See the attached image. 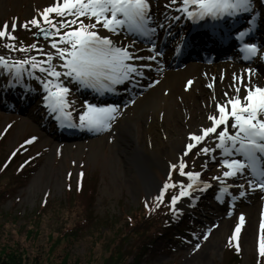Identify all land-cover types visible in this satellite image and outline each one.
Here are the masks:
<instances>
[{
    "label": "rangeland",
    "instance_id": "obj_1",
    "mask_svg": "<svg viewBox=\"0 0 264 264\" xmlns=\"http://www.w3.org/2000/svg\"><path fill=\"white\" fill-rule=\"evenodd\" d=\"M52 3L53 0H0V27L7 21L11 28L13 20H16L17 27L13 35L16 37L14 43L19 49L21 44L24 45L32 39L33 34L37 32L33 26L25 28L21 25L25 21L31 20L33 16L39 18V13ZM151 3L152 16L157 19L161 17L158 12L163 10H165V14L169 13L166 19L169 18V15L172 17L179 15V12L173 10V6L165 7L167 0H153ZM256 6L258 5L256 4ZM51 15L55 16V14ZM56 19L60 18L56 17ZM88 22L85 19V23ZM72 27H76V25ZM96 30L101 35L112 36L118 45H127L115 33H109L99 26ZM61 31H66V29ZM163 33L161 34L163 35ZM55 38L58 39V37ZM5 42V40H0L2 45ZM37 45H42L44 52L55 51L47 39H38ZM146 47L144 44H138L135 45L133 51L137 56L146 58L150 55L146 51ZM0 55L23 59L25 55H36V52L33 50L24 54H16L15 51L9 53L8 49L1 48ZM144 61L145 59L137 60L135 63L139 66ZM53 63L57 66V70L63 71L59 68L61 63L59 59L54 58ZM214 66H218V64ZM195 67V64L189 65L184 71L190 75V70H194ZM219 70L221 72L220 67ZM167 71L169 73L165 72L163 75L174 74L178 77L176 72L169 69ZM234 71L229 69V75ZM5 74L8 73L0 69V78ZM35 76L39 75L35 73L30 77L25 74L22 77L28 80L29 88L26 93L32 97L30 107H28L29 105L25 106V109L20 111L16 99L11 100L5 96V109L0 100V166L11 162L6 169L8 173L5 171L1 176L6 177L8 182L9 177L7 176L13 175L14 170L20 171L12 197L0 206V214L1 211L3 213L11 212L7 214L9 216L0 220L2 225L1 250L4 249L7 253L15 251L21 254L25 264H102L103 260L113 252V246L118 243V237L122 233L126 217L139 213L142 204H152L164 183H169V177L172 180L171 184L178 180H187L186 177L179 175L178 168L171 167L173 163L178 165L182 159L186 162L185 171L201 173L198 178L199 188H203L202 182H207L211 187L202 192L194 191L192 197L195 199L183 197L177 202L176 207L181 209L180 212L189 211L193 207L195 218L190 228L192 232L189 235H187L188 233L186 235L178 234V241L170 253H159L151 260L146 254L140 264H146V259L151 264H221L227 256L233 258V264H264V258L258 257L257 254L259 226L261 220L264 219V199L262 197L261 201L254 202V204L242 205L235 210L230 209L229 206H233L232 201L236 199L243 200L242 203L252 201L259 193L248 187L246 181L250 180V175L245 172V181H242L244 179L234 180L232 177L233 180L228 181V178H224L228 186V193L221 195L219 191L221 185L213 179L226 170L222 166L220 158L224 154L222 150L215 147L218 140L206 137L200 145L184 155L186 145L190 142L189 134H198V130L192 129V126L195 127L194 123H190L188 116H184L181 96L173 100L178 109L182 110L179 112L182 128L180 133L176 129L168 128V130L163 127L165 117L162 116V113L158 114L155 111H148L147 115L143 113V108L148 101L154 100L157 105L156 98H159V91L163 86L160 81L153 90L152 88L149 90L150 85H146L147 93L140 94L136 101H130L129 104L126 102L122 105L118 104L119 108L115 119L110 122L111 127L99 130L100 135L67 140L63 137L49 135L44 128L43 125L50 119L48 116L51 112L45 111L46 109L43 108L42 97L46 95V92ZM153 77H157V74ZM181 80L183 82L184 78ZM63 82L71 89L68 99L74 104L69 110L72 119L79 124V113L83 110L85 102H90L87 98L78 96L80 87H76L77 82L68 80ZM25 83L16 90L19 96L23 94ZM209 83L201 86V89L206 93V98L203 97L198 101L199 104L202 103V107L199 105L198 108L197 106L201 111L208 109V107L206 108L207 103L213 96L208 87ZM211 83L213 84L214 81ZM9 86L5 85V88ZM194 90L193 94L196 92ZM179 91L187 93L186 85H182ZM1 92H3V88L0 81ZM219 94L221 96V93ZM244 94V89L241 86L240 95ZM164 102L165 108L172 104V101L167 98ZM216 102L212 105L213 108H215ZM9 103H11L10 107ZM93 104L107 105L105 102H93ZM208 115L210 114H204L205 122ZM124 118L131 121L134 126L137 147L148 158L154 156L164 160L171 149L175 153L171 162L168 160L164 165L153 163L149 166V173L153 179L152 186L139 178L137 171L131 166L126 156L129 152L128 150L126 152L125 149L128 148L130 140L122 142L118 128L116 129L118 122ZM32 137L36 139L30 144H25V141ZM22 145L23 148H21ZM202 146H208L213 151L207 155H198L199 148ZM13 152L16 153L14 156ZM169 173H171L170 176ZM240 184L244 185L243 189L239 188ZM179 187V184H176L169 197L164 198L165 203L170 202L171 196L178 195ZM81 188L82 190L85 188V198L76 194ZM170 190L171 187L165 190L167 195ZM240 191L245 192L243 197L239 195ZM217 195L222 199H216ZM233 197L235 198L233 199ZM193 201L198 203L199 209L193 206ZM43 206L46 207L43 209L41 219L37 221L38 232L37 234L31 233L28 231L25 219L38 213ZM222 206L224 208L219 210ZM247 206H251L250 213L245 211ZM180 212L163 216L160 219V228L161 226L165 227L166 221ZM241 215L244 216V224L239 233L240 251L237 252V241L229 243V238L232 236L236 224L239 223ZM77 227H80V236L76 241L55 243L54 239L63 228L74 230ZM125 231L126 229H123V232ZM5 241L7 242L5 243ZM196 244H200L198 249ZM132 261L133 255L127 258L125 264H130Z\"/></svg>",
    "mask_w": 264,
    "mask_h": 264
},
{
    "label": "snow or ice",
    "instance_id": "obj_2",
    "mask_svg": "<svg viewBox=\"0 0 264 264\" xmlns=\"http://www.w3.org/2000/svg\"><path fill=\"white\" fill-rule=\"evenodd\" d=\"M264 6V0H260ZM256 0H167L165 7L173 6L175 12L183 13L189 20H203L210 18L219 20L223 18L236 17L239 14H251L255 12ZM51 14H55L53 17ZM59 17L60 19H56ZM89 22L85 23V19ZM174 19L179 20L177 16ZM256 21L255 15L248 20L249 26ZM153 22L152 6L150 0H53V3L45 7L39 13V18L33 16L31 20L25 21L21 26L29 28L33 26L37 29L34 36H43L48 40L54 52H44L43 46L36 43L23 45L17 48L13 35L17 27L14 19L11 28L5 21L0 27V40H5L3 47L14 51L30 52L35 50L36 55H25L23 59H13L10 55H0V69L8 73L12 79L9 84L20 83L22 77L27 74L34 76L36 72L44 74L35 76L43 86L46 95L42 97L44 106L49 112L54 113L57 120L61 123L68 122L69 126L88 128L90 130H102L111 127V121L115 119L119 105L107 104L98 106L85 102L83 110L79 113L78 125L71 124V112L69 108L73 107L74 102L68 99L71 89L63 82L75 81L81 87H91L100 90L115 91V85L124 84L126 81L135 82L136 74L143 75L141 68H151L150 64L137 65L135 61L147 59L155 60L157 56L162 55L156 49L155 42H152L151 52L155 55H149L146 58L137 56L133 51L135 45L127 46L117 44L112 36L101 35L96 29L102 27L109 33L119 35L125 29L139 37H145L149 40L156 32L152 27ZM76 25V27H72ZM66 29V31H61ZM252 28L239 31L237 38L243 40ZM55 37H58L56 39ZM64 45V46H61ZM242 51L247 57H255L258 54V46L255 43H244ZM264 57V53H260ZM37 56L43 58L38 59ZM54 58L59 59L61 63L57 66L53 63ZM247 78L237 77L233 74V79L238 83L233 87L234 94L224 93L222 102L215 103V112L207 117L210 122L203 125L198 133L189 134V143L186 145L184 155L200 145L206 137L218 140L215 147L222 150L225 158L222 160V166L226 169L220 176L213 177L221 185L220 193L228 191V186L224 178L238 177L246 179L245 172H250L253 179L247 180L249 185H254L264 189V86L252 83L251 69ZM63 78V79H62ZM191 85L192 81L189 80ZM14 86V84H13ZM241 86L244 89V95L241 96ZM212 87L211 84L208 85ZM74 110V108H73ZM222 126V127H221ZM230 128L234 131H230ZM218 129H220L218 131ZM210 134H216L215 137ZM35 137L26 140L25 144H30ZM23 148V145L21 146ZM213 151L208 146L199 148L198 155H207ZM16 153L13 152V156ZM243 157L233 158L235 156ZM22 167V166H21ZM173 169L179 171V175L186 177L187 180H178L174 184L165 182L159 194L155 197L157 201H162L165 190L169 187H175L179 184L178 195L171 196L170 210L174 213L180 212L177 208V202L183 197H192L194 191H204L211 187L207 182L203 183V188L198 187V178L201 173L198 171H185L186 162L180 160L179 164L173 163ZM171 173H169V176ZM240 184L239 188L243 189ZM239 195L243 197L244 191ZM195 199V197H192ZM235 197H233L234 199ZM216 199H222L217 195ZM230 214V213H229ZM244 224V216L239 217V223L236 224L229 243L237 241L236 251H240L239 233ZM260 234L258 239L257 254L264 258V219L260 222ZM206 238V237H205ZM200 244H196L198 249Z\"/></svg>",
    "mask_w": 264,
    "mask_h": 264
},
{
    "label": "bare ground",
    "instance_id": "obj_3",
    "mask_svg": "<svg viewBox=\"0 0 264 264\" xmlns=\"http://www.w3.org/2000/svg\"><path fill=\"white\" fill-rule=\"evenodd\" d=\"M152 5V3H151ZM158 15H161L160 19L157 21V24L160 25L164 22L167 14H165V11H159ZM169 22V20H168ZM169 24V23H167ZM179 24H177L176 26L172 27V31L170 33V38L173 40H177V39H181V41L179 42V49L177 50L176 53L170 54V56L175 59L178 63L185 57L187 56L186 53V49H185V43L187 41V38L182 34H178V32H182L183 29L185 28V23L181 24L180 26H178ZM170 25H164L162 28V33L164 31H167V29L169 28ZM159 30V29H157ZM160 33V32H159ZM157 32H155L151 37H156ZM263 38L264 41V34L261 36ZM210 42V41H208ZM161 46H163V40L161 42ZM264 49V48H263ZM264 53V51H263ZM198 58H203L201 56H198ZM214 56L212 55V59L213 60ZM167 61V60H166ZM209 61V60H208ZM205 61V62H208ZM254 62H251V67H245L242 65L241 62L235 63V62H228L227 60H225L222 63H218V66H214V64H207V65H200L198 66V68L195 70L196 73H198V75L194 72V70L192 71L195 75H194V79H187L186 77H184V80L182 82L181 78H183L184 74L181 73L182 77L178 75V77L176 75H171V74H166L164 76V80L162 81L163 86L162 89L159 91V98H156L157 101V105L155 104L154 100H150V102L148 101L147 104L144 106L143 108V113L144 115H147V112H158L162 113V116L165 117V122L163 127L165 129L168 128H172V129H176V131H178V133L181 132L182 128L180 125V117L179 116V112H182L181 109H178V106L176 105V102H174L173 100L177 99L179 96L182 97L181 101H182V107H183V113L184 116H188L190 123H194L195 127H191L192 129H197L199 130L201 128V126L203 125H208L210 122L207 120L206 122L204 121V114H214L215 112V108H213V104L216 101H223L224 99H226V97H224V93L228 92L230 95L234 94V90L233 87L230 86H234L236 85L237 81L233 79V74H236L237 77L239 76H244L245 78H247L248 76V72L246 70L251 69V76H252V83L253 84H259L261 86H264V57L260 59H258L257 62H255L254 64H252ZM241 66V67H238ZM219 67L221 69V72H219ZM153 67L151 66V68H141L140 71H142L143 73L146 72L147 74H149L152 71ZM235 70L233 74L229 75L230 73L228 72V70ZM224 72V73H223ZM139 75V74H138ZM140 77L144 78L145 77V73L143 75H139ZM190 78V77H188ZM191 80L192 84L189 85L188 81ZM211 81H214L213 84H211ZM212 85L211 87V93H213L212 99L211 101L207 103L206 108L208 107V109L206 110H199V105L201 106V104H199V100H201V98L203 99V97L206 98V93L201 89V86L209 83ZM158 85V84H157ZM156 85V86H157ZM182 85H186L187 88V93H183L185 92L184 90H182L183 92L179 91V88ZM155 86V87H156ZM154 87V88H155ZM153 88V89H154ZM193 89H195L194 91H196L194 94L192 93ZM221 93V96L220 94ZM176 94V95H175ZM114 95V94H113ZM175 95V96H174ZM166 98L168 100L172 101V104L167 106V108H165V102L164 100H166ZM207 102V101H206ZM198 106V108H197ZM171 107V108H169ZM202 107V106H201ZM43 108L47 109L44 104H43ZM213 111V113H212ZM204 113V114H203ZM222 127V126H221ZM118 128V134L121 136V140L122 142L128 141L130 140V143L128 145V148H126V152L128 150V155H126L129 159V162L131 164V166L133 168H135V170L137 171L139 178L150 184L151 186L153 185V179L149 173V166L153 163H158V164H165V161L168 162V160L171 162V160L174 159V151L171 149L170 152L167 154L166 158L164 160L162 159H158L157 157H151L148 158L147 155H145L143 152H141V150H139V147H137V143H136V137L134 134V126L132 125L131 121L129 119L124 118V120H120L118 122V125L116 127V129ZM169 130V129H168ZM220 129H218L219 131ZM230 131H234L230 128ZM97 132V131H96ZM199 134V133H198ZM177 135V132H176ZM216 134H210V136H214ZM178 144V143H177ZM225 156H222L221 158H224ZM236 158H243L240 156H235ZM219 164V162H218ZM234 180L236 179H240L238 177H232ZM233 179L228 178V181H232ZM262 197L264 199V191H260V193L258 194V196H256V199L252 200V201H246L244 203H242V200L240 199H236L233 201V208L235 210V208H238L242 205H249V204H254V202H259L262 200ZM224 207H220L219 210H222ZM245 211L247 213H250L251 210V206H247Z\"/></svg>",
    "mask_w": 264,
    "mask_h": 264
},
{
    "label": "trees",
    "instance_id": "obj_4",
    "mask_svg": "<svg viewBox=\"0 0 264 264\" xmlns=\"http://www.w3.org/2000/svg\"><path fill=\"white\" fill-rule=\"evenodd\" d=\"M36 43L33 39H30L24 45H31ZM4 49L3 45L0 43V49ZM15 53H22L20 51H15ZM7 79V76L4 77ZM13 160V159H11ZM8 162L4 166H0V176L8 168ZM5 173H8L6 171ZM20 171L14 170L13 175H9V181L7 182L6 177L1 176L0 184V206H2L7 200L12 197L14 185L17 180ZM79 197L85 198V188L82 190L78 189ZM80 199V198H79ZM15 202V201H14ZM73 202V201H72ZM43 206L38 213L27 217L26 223L28 224V231L37 234L38 232V219H41V214ZM8 213H3L1 211L0 220L9 216ZM173 211L170 210L169 206L165 205L164 202L153 203L147 207L141 206V211L139 213H134L131 217H126L124 219L125 225L122 228V233L118 237V243L113 246V252L109 257L103 260L102 264H125L127 258L133 255V261L130 264H140L143 257L148 254L149 260L153 259L155 255L159 253H170L178 241V234H186L190 231V227L193 222V213L183 212L180 215H175L166 221V226L160 228V219L167 215L172 214ZM1 222V221H0ZM2 225L0 223V238L2 236ZM80 227L74 230H61L58 236L54 239L56 244H61V242L76 241L79 238ZM123 229H126L123 232ZM7 241H5L6 243ZM21 254L13 252H5L4 249H0V264H25L21 258ZM149 260H145L146 264H151ZM233 258L227 256L222 261L221 264H233Z\"/></svg>",
    "mask_w": 264,
    "mask_h": 264
},
{
    "label": "water",
    "instance_id": "obj_5",
    "mask_svg": "<svg viewBox=\"0 0 264 264\" xmlns=\"http://www.w3.org/2000/svg\"><path fill=\"white\" fill-rule=\"evenodd\" d=\"M44 38L43 36H35V39H42Z\"/></svg>",
    "mask_w": 264,
    "mask_h": 264
}]
</instances>
